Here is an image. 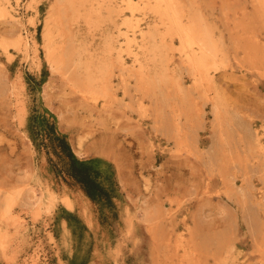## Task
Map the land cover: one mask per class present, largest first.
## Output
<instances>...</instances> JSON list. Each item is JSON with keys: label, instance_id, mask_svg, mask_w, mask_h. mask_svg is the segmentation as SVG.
Masks as SVG:
<instances>
[{"label": "rangeland", "instance_id": "rangeland-1", "mask_svg": "<svg viewBox=\"0 0 264 264\" xmlns=\"http://www.w3.org/2000/svg\"><path fill=\"white\" fill-rule=\"evenodd\" d=\"M13 1L18 20L0 19L7 42L0 43V199L14 193L13 213L0 219L8 238L0 264H220L225 255L231 264H264V9L257 0H182L223 47L207 96L182 66L178 37L166 35L160 41L170 66L179 65L190 91L179 95L163 81L156 92H141L132 76L125 91L116 67V95L106 101L83 97L49 64L43 32L54 0ZM141 21L146 28L152 15ZM86 23L76 20L71 45H99L109 25L116 32L109 22ZM25 34L29 51L13 44ZM131 58L123 52L128 66ZM70 153L102 188L95 198L69 174ZM49 190L55 206L36 214L30 202ZM64 193L75 208L61 201ZM180 240L193 244L190 261L179 259Z\"/></svg>", "mask_w": 264, "mask_h": 264}, {"label": "bare ground", "instance_id": "bare-ground-1", "mask_svg": "<svg viewBox=\"0 0 264 264\" xmlns=\"http://www.w3.org/2000/svg\"><path fill=\"white\" fill-rule=\"evenodd\" d=\"M14 1L19 3L21 0H14ZM30 1H31L30 3L28 2L27 3L29 4V7H32V4L36 0H30ZM257 2H258V6L261 8L263 7L264 9V0H257ZM11 6L12 5L10 4V0H0V19L1 17H3V19L8 18V19H12L15 21L16 19L18 20L19 17L15 15L16 11L14 12V9L10 8ZM102 6H105V9H103V11H102ZM124 7L125 9H127L126 11H128V14H126L125 12V14L123 15L124 10H125ZM185 11H184L182 0H54V4L52 5V8L50 9L49 15L46 17L44 32H43L44 47H45L48 62L54 70L62 72L61 75L64 74L68 78V81L67 79H65L64 81L69 82L70 85H74L75 89L78 90L83 95V97L84 96L87 97V95L93 98L103 97V99L106 101V99H109L113 97L114 95H116L114 94L115 86L112 82L114 69L116 67L120 68L121 71H123L122 76H121V82L123 85H125L124 86L125 91L129 90L126 86L127 85L126 81L129 76H132L135 79V85L137 89L141 92H146V93L149 92V94H152L150 92L153 90H154L153 92H156L158 85L163 83V81H165V83L168 82L170 86L174 87L176 93H179L180 95L181 93L183 94L184 91L189 92L190 89L186 91V89L182 87L183 84L181 82V74L177 71V68H179L178 67L179 65L178 66L174 65V67L170 66L171 62H170V58L166 51V46L162 43V41H160L162 40L161 38H163V36H166V35L168 36L170 35L169 37L177 36L179 39V47H178L179 53L177 54H179L180 55L179 57H181L182 66L187 67V70L192 75L194 79L193 81V86L195 88L194 90L199 91L201 96L206 95L207 89H209V87L207 89L206 87L210 86V84L212 83V80L214 81V79H212L213 77L211 75L212 74L211 69L213 68L216 69L218 67V64H219L218 61L222 56L221 51L223 50V47H221L222 45L218 43L217 40L214 39V34H213L212 29L203 21V19H201L202 17H198L197 15H192L190 13H185ZM140 15H143V16L138 17ZM151 15H152V22L150 23L148 22L147 24L149 25H147L146 28L143 27L141 22L144 21V19L141 21L142 17L144 18V17H148ZM16 16L18 18H16ZM80 17H83L87 21V23H89L90 27L92 25L96 26L103 22H109L113 26V28L116 29L117 34L114 35L116 32L114 31V29L111 30L112 28H110V25H109V30H107V32L105 33L106 34L105 37H103L102 42L99 45L97 46H93V44L85 45L86 43L82 44L81 42L77 44L72 42V45H71V42H70L71 40L69 41L70 29L74 28L76 20H78V18ZM118 17H121V18L119 19ZM184 17L187 19V21H185ZM159 24H161L164 28L163 33L160 32L162 30L160 31L158 30ZM159 32L160 34L162 33L161 37L159 36ZM26 35L27 34H25V36L20 35L16 40H14V38L12 39V41L14 40L13 44L15 46H17L18 48L24 47L25 51L26 49L28 50V41H27L28 39ZM116 36H118V38ZM119 36H121L123 39L121 38L119 39ZM237 39L239 40V38ZM0 43L3 46L7 45V42L3 40H1ZM123 52H127V55L128 54L131 55V57L133 58V59L131 58L133 60V65L131 66L127 65L126 63L127 60L124 61L123 59ZM224 52H227V51H224ZM168 92L171 93V91H168ZM22 95L25 96L26 94L24 93ZM216 95L218 96V94H215V96ZM11 96H13V94H11ZM191 100L192 99H190L189 101ZM218 102L216 101V98H215L214 99V108H215L214 115H216V117H219V116L221 117V115H219L220 108L218 106L219 104ZM21 104H23V102H21ZM193 106L194 105H192V107ZM194 107H193V110H194ZM190 111H192V109ZM25 114H26V110H25V105L23 104V106L21 105L19 109V113H18L19 121L21 123H25V120H26ZM217 124L219 123L217 122ZM260 148L264 150V146L260 145ZM21 189L22 188H20V190ZM44 189L46 190V188ZM11 190L12 192H9L10 194L6 196V199H0V201L5 200L6 202L5 204H3L5 207L2 205L4 208L2 209L1 207L0 209V219L2 220L4 219L2 217L4 216L5 213H13V212H10V210L12 209L11 204H13L12 203L13 199H11L12 198L11 196L14 195L13 189ZM52 190L51 191L49 190L48 192H45V191L42 192V194L39 195V197H37V195L35 194L37 199L34 200L33 202H30V207L34 209V212L36 214H39L40 210L42 209L44 205H45L44 207H46L47 209L53 206L56 200V196H55L56 194H54L53 193L54 191L52 192ZM60 199L66 205L68 209H73L74 200L70 194L64 193ZM15 228L17 229V227ZM151 231H154V230H151ZM9 235L10 234H8V236ZM67 235L68 234H66V236ZM152 235H154V233ZM153 237H156V236L154 235ZM6 238H7V232L6 231L4 232L3 230L0 229V245L1 246H4L6 244L7 242ZM176 241L178 242V240ZM176 244L177 246H180V247L182 246L185 250L182 257L179 258L180 261H184V260L190 261L191 257L194 255L195 252L192 251L194 249L192 248L189 249V246L193 244L190 243V245L188 246L186 242L182 243L181 240L179 241V243H175V245ZM225 246L227 247V245ZM262 246H263V243H262ZM226 247H224L225 250H226ZM197 250L199 249L197 248ZM177 253L178 252H176V254ZM179 254L180 253H178V255ZM218 254L219 253H217V255ZM231 255L233 256V253ZM192 260H195V259H192ZM173 261H175L174 258H173ZM218 262H220V264H228L231 261L229 262V256L225 255V257L220 259V261ZM243 262H247V260L244 261L243 259ZM174 263L176 264V262ZM198 263L196 262V264Z\"/></svg>", "mask_w": 264, "mask_h": 264}, {"label": "trees", "instance_id": "trees-1", "mask_svg": "<svg viewBox=\"0 0 264 264\" xmlns=\"http://www.w3.org/2000/svg\"><path fill=\"white\" fill-rule=\"evenodd\" d=\"M66 147H69L63 140ZM71 160V172L69 174L74 177L85 189L86 193L95 198L98 193H101V187L99 183L91 176L90 168L86 166L83 162H78L76 158L70 153Z\"/></svg>", "mask_w": 264, "mask_h": 264}]
</instances>
